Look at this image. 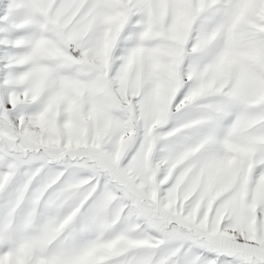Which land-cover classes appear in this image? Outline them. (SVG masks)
<instances>
[{
    "label": "snow or ice",
    "instance_id": "snow-or-ice-1",
    "mask_svg": "<svg viewBox=\"0 0 264 264\" xmlns=\"http://www.w3.org/2000/svg\"><path fill=\"white\" fill-rule=\"evenodd\" d=\"M0 264H264V0H0Z\"/></svg>",
    "mask_w": 264,
    "mask_h": 264
}]
</instances>
